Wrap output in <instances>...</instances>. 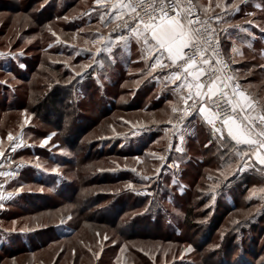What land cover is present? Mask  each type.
Segmentation results:
<instances>
[{
	"label": "rangeland",
	"instance_id": "374dc122",
	"mask_svg": "<svg viewBox=\"0 0 264 264\" xmlns=\"http://www.w3.org/2000/svg\"><path fill=\"white\" fill-rule=\"evenodd\" d=\"M216 3L210 15L220 12ZM94 5L0 0V82H7L0 83L7 153L0 170L18 173L0 177V264H264V168L255 164L233 177L227 149L199 123L167 150L175 97L166 100L160 82L141 74L144 63L130 60L128 50H119L110 66L75 75L88 62L89 53L75 55L88 47L84 39L109 30ZM229 12L224 26L252 35L240 33L234 45L223 39L226 56L239 49L234 70L246 93L264 103V0ZM9 133L26 146L12 153ZM178 145L183 152L175 151ZM173 161L179 166L168 167Z\"/></svg>",
	"mask_w": 264,
	"mask_h": 264
},
{
	"label": "snow or ice",
	"instance_id": "6c2138e0",
	"mask_svg": "<svg viewBox=\"0 0 264 264\" xmlns=\"http://www.w3.org/2000/svg\"><path fill=\"white\" fill-rule=\"evenodd\" d=\"M246 2L247 0H233L230 5H222L217 0L216 8L220 12L210 15V12H214L211 0L208 7L197 0H95L97 7L93 11L99 12L101 26L110 28V31L105 34L97 29L90 33V38L84 39V44L88 47L77 51L75 55L89 53L88 62L81 64L79 69L83 71L76 70L75 75L82 76L89 69L95 71V65L110 66L121 47L129 48L134 41L139 49V59L133 62L145 65L141 74L162 83L175 97L174 101H169L174 118L168 121L172 125L168 131L173 137H177L182 144L186 135L191 132L187 121L190 117L198 116L210 126L213 136L220 142V148L227 149L226 168L232 169L233 162L236 165L235 171L231 173L233 177L237 172L254 167L255 164L264 168V103L246 93L235 70L231 68L239 49L233 46V55L227 58L222 50L223 39L231 40L234 45L235 40L241 39L240 33L252 35L247 28H240L238 25L224 26L227 24L226 17L232 14L229 8L232 12H239L240 5ZM64 19L67 20L68 17ZM246 23L254 24L251 20ZM229 28H236L238 31L231 33ZM260 30L264 32V28ZM84 31L83 28L77 30L78 33ZM52 35L58 42H62L55 32ZM102 53L107 55L102 56ZM260 67L264 68V65ZM54 135L56 134L52 133L46 137L41 146L47 145ZM7 140L12 153L26 146L22 143V137H14L11 133L7 135ZM169 150H172L171 144ZM175 151L183 152L182 146H176ZM6 156L0 140V158ZM136 159L139 160V157ZM159 159L167 162L164 155L159 156ZM14 163L15 161L10 160L9 167ZM36 166L39 167L38 164ZM167 166L171 168L179 165L177 161H173ZM4 167L5 161L0 160V169ZM19 167L21 165H17V169ZM163 167L162 164L156 169L157 175L162 172ZM217 171L225 180L229 179L223 168ZM17 174V171L0 170V177L14 178ZM142 179L151 180L152 177L143 176ZM3 187L4 184L0 183V188ZM128 187L133 188V185L129 184ZM22 190L23 185L17 189ZM261 191L264 192V189ZM12 197L13 193H8L7 199L11 200ZM4 199L5 196L0 193V201ZM212 199L215 200V197ZM2 207L3 204L0 203V208ZM70 219V216L62 218L60 224L63 225ZM103 239L107 240L108 237L105 235ZM188 248L191 250L190 245Z\"/></svg>",
	"mask_w": 264,
	"mask_h": 264
},
{
	"label": "crops",
	"instance_id": "0c3cea01",
	"mask_svg": "<svg viewBox=\"0 0 264 264\" xmlns=\"http://www.w3.org/2000/svg\"><path fill=\"white\" fill-rule=\"evenodd\" d=\"M95 8H96V5H94ZM120 50H128V55H129V59L131 60V58H133L134 56H138L139 57V49H138V46L135 44V42L133 41L129 48H123L121 47ZM122 52V51H121ZM241 80H243L242 77H240ZM158 82V81H157ZM161 86H160V89H162V91L168 93L169 95L166 96V100L167 99H170V98H174L173 94L171 93V91H168L165 89L164 85L162 83H160ZM171 87V86H170ZM188 124L190 125V128L193 127V125H197L198 123L201 124L202 126H205L207 129L211 130L210 126L206 125L204 122H202L201 118L198 117V116H193V117H190L189 120H188ZM254 160V158H253Z\"/></svg>",
	"mask_w": 264,
	"mask_h": 264
},
{
	"label": "built area",
	"instance_id": "2783aa9c",
	"mask_svg": "<svg viewBox=\"0 0 264 264\" xmlns=\"http://www.w3.org/2000/svg\"><path fill=\"white\" fill-rule=\"evenodd\" d=\"M109 31H110V28H109L108 32ZM222 50L225 53L223 41H222ZM225 58H227L226 53H225ZM231 68L234 70L233 64L231 65ZM239 81H240V79H239ZM240 83H241V81H240ZM241 85H242V83H241ZM171 127H172V125L170 124L168 129H170ZM176 141H177V137H173L172 134L168 131L167 150H169V144H171L173 146L176 143Z\"/></svg>",
	"mask_w": 264,
	"mask_h": 264
},
{
	"label": "trees",
	"instance_id": "16d2710c",
	"mask_svg": "<svg viewBox=\"0 0 264 264\" xmlns=\"http://www.w3.org/2000/svg\"><path fill=\"white\" fill-rule=\"evenodd\" d=\"M222 41H223V40H222ZM223 44H224V42H223ZM100 96H101V95H100ZM110 96H111V95H110ZM112 97H113V96H112ZM111 99H114V97H113V98H111ZM52 100H54V98H52ZM108 102H109L108 104H110V107H111L110 100H109ZM104 104L106 105L107 103H106V102H104ZM106 106H107V105H106ZM110 107H109V108H110ZM2 244H3V243H2ZM3 249H6V248H4V247H3Z\"/></svg>",
	"mask_w": 264,
	"mask_h": 264
}]
</instances>
